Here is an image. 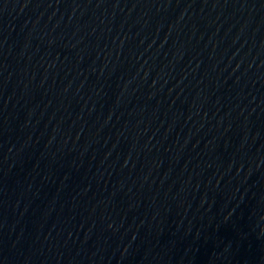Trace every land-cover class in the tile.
<instances>
[{"label": "water", "instance_id": "obj_1", "mask_svg": "<svg viewBox=\"0 0 264 264\" xmlns=\"http://www.w3.org/2000/svg\"><path fill=\"white\" fill-rule=\"evenodd\" d=\"M0 264H264V0H0Z\"/></svg>", "mask_w": 264, "mask_h": 264}]
</instances>
